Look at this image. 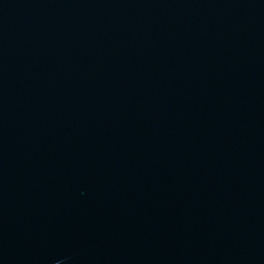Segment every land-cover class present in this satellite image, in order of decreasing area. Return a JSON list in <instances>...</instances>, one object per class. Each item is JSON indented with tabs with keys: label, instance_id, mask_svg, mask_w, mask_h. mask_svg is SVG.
I'll use <instances>...</instances> for the list:
<instances>
[{
	"label": "water",
	"instance_id": "obj_1",
	"mask_svg": "<svg viewBox=\"0 0 264 264\" xmlns=\"http://www.w3.org/2000/svg\"><path fill=\"white\" fill-rule=\"evenodd\" d=\"M0 264H264V0H0Z\"/></svg>",
	"mask_w": 264,
	"mask_h": 264
}]
</instances>
